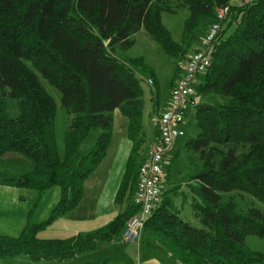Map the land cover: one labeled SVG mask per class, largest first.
Here are the masks:
<instances>
[{
  "label": "trees",
  "instance_id": "trees-1",
  "mask_svg": "<svg viewBox=\"0 0 264 264\" xmlns=\"http://www.w3.org/2000/svg\"><path fill=\"white\" fill-rule=\"evenodd\" d=\"M175 1L189 11L180 43L161 21L162 10L175 11L168 0H0V159L13 152L31 163L28 171L0 182L39 193L59 188V200L45 220L26 223L17 236L0 234V258L26 254L34 261L71 264L76 254L120 238L126 222L137 213L131 197L146 153L141 150L144 100L136 68L148 72L147 82L154 85L153 115L160 112V102L153 69L142 57L117 58L115 49L130 48L133 34L143 28L178 60L170 96L188 56L199 49L200 38L216 20V10L226 7L212 42L211 63L195 84L198 102L186 111L194 112L197 132L183 148L198 152L202 161L187 184L192 194L189 205L202 226L178 215L172 199L175 187H162L161 203L145 220L141 234L157 241L181 264L263 260V253L250 249L245 237H264V211L238 210L234 199H224L220 192L237 189L264 203V0ZM40 77L59 90L68 115L62 158L54 128L56 104ZM208 95L213 96L207 99ZM8 98L15 100V117L10 115ZM116 108L127 119L131 143L114 199H125L124 209L90 232L38 237L41 229L81 202L86 179L109 148L111 112ZM95 129L100 132L94 144L81 155V143Z\"/></svg>",
  "mask_w": 264,
  "mask_h": 264
},
{
  "label": "rangeland",
  "instance_id": "rangeland-1",
  "mask_svg": "<svg viewBox=\"0 0 264 264\" xmlns=\"http://www.w3.org/2000/svg\"><path fill=\"white\" fill-rule=\"evenodd\" d=\"M170 6L175 9L174 12L162 10L160 13L161 21L163 25L170 31L173 39L180 43L182 38V29L184 20L187 18L189 11L186 6H179L175 0H168ZM250 0H232L234 4H241ZM133 45L128 49L116 48L114 55L117 58L127 60L137 57H142L144 62L153 69L158 86L159 94V109L163 107L166 101L169 90L170 82L172 80L174 68L178 63V60L174 57L168 56L161 47L150 37V35L141 28L132 36ZM180 64H183V62ZM136 75L140 78V83L143 89V110H142V127L145 134V142L142 146V152H145L150 146L153 139L154 125L151 122L153 114L151 108L152 90L154 85H150L147 80L150 78V74L147 72H141L138 68L135 69ZM40 80L47 92L53 97L56 104V112L54 118L55 136L58 145V153L60 158L64 154V135L67 128L68 115L64 108L61 106V95L59 90L42 77ZM213 95H208L206 98L210 99ZM214 98H216L214 96ZM10 115L15 117L17 110L15 109V100L8 98ZM113 118V133L115 141L117 143H125L131 146L130 141L126 137V122L127 119L120 113L119 109H114L111 112ZM184 135L174 143L171 147L164 167V178L162 187L168 189L175 187L178 191L172 195V199L176 208L178 209V215L192 225L201 227L200 221L195 217L193 211L189 205L192 194L187 186L190 178L201 167L202 161L198 152L187 150L183 148L184 142L191 136H194L197 132L195 126L194 112L188 111L183 121ZM100 130L95 129L89 132L88 136L83 140L80 145V154L85 155L94 144L96 137ZM242 149L240 148L239 151ZM141 154V151H140ZM174 154H176L174 156ZM138 160L137 163H139ZM31 163L24 156L17 153H6L0 159V178L3 177H18L21 173L30 169ZM224 199L233 198L237 204V209L245 211L249 207H256L264 211V203L259 199L251 196L249 193L232 189L230 191L220 192ZM114 191L110 188H104L93 199L86 198L83 202L77 206V208L65 214L63 218H58L46 227L41 229L37 236L40 238H66L77 234L80 230H88L89 228H98L104 226L111 221L113 216L121 211L126 204L124 199L122 202H116L114 200ZM59 200V188L52 187L45 192L39 193L35 190L17 187L12 184H5L0 182V234L9 236H17L21 229H19L21 223H37L47 218L48 213L46 209L48 203L55 204ZM17 224V225H16ZM19 224V227H18ZM17 227V228H16ZM19 229V230H18ZM100 243V242H99ZM105 245L109 243H118L117 240L103 242ZM246 245L256 251L263 253V260L259 264H264V237H258L255 235H248L245 237ZM100 245V244H99ZM100 246H96L93 250L80 252L76 254L69 263L81 264L88 262V259L92 256L95 260H107L108 264H124L120 260V257L114 255L112 260L105 259L108 254L112 253V250H101ZM135 261L139 258L135 253ZM90 255V256H89ZM101 256V257H98ZM123 257V256H122ZM119 259V260H118ZM0 263L10 264H57L54 260L41 259L38 261L32 260L26 254H17L13 256H4L0 258ZM126 264H131L128 261ZM139 264V262H137Z\"/></svg>",
  "mask_w": 264,
  "mask_h": 264
},
{
  "label": "built area",
  "instance_id": "built-area-1",
  "mask_svg": "<svg viewBox=\"0 0 264 264\" xmlns=\"http://www.w3.org/2000/svg\"><path fill=\"white\" fill-rule=\"evenodd\" d=\"M226 11V7L216 10V20L200 38L199 49L188 56L182 72L175 80L167 106L151 118L156 129V138L138 165V178L131 197L137 213L126 222L119 238L122 243L140 238L145 220L161 203L166 159L171 147L184 135L183 121L186 111L198 102L195 84L211 63L212 42Z\"/></svg>",
  "mask_w": 264,
  "mask_h": 264
},
{
  "label": "crops",
  "instance_id": "crops-1",
  "mask_svg": "<svg viewBox=\"0 0 264 264\" xmlns=\"http://www.w3.org/2000/svg\"><path fill=\"white\" fill-rule=\"evenodd\" d=\"M168 102H169V95L166 101L164 102L163 107L160 109V111L167 106ZM126 127H127V122H126ZM155 138L156 136H155V129H154L153 139H152L151 144L155 141ZM129 151H130V145H127L125 143H119V142L117 143V141H115V136H114L113 127H112L111 142L107 150V153L104 156L101 163L95 169V171L86 179L84 183V194H83L81 202H83L86 198L88 199L95 198L98 195V193H100V191H102L104 188H107V187L108 189L110 188L111 191H114V194H116L118 185L123 175V171L125 168V163H126ZM145 152H147V150ZM145 155L146 153L144 154V156ZM53 205H54L53 203H48L46 213L49 214L50 209L52 208ZM64 216L65 215L61 216L60 218H63ZM23 226L24 225H22V223L20 227L18 224L19 229H22ZM99 227H102V226H99ZM95 229L97 228H89L88 230L87 229L80 230L77 233H86V232L93 231ZM116 240L118 242L117 244L109 243L108 245H105V243L103 242L98 243L97 246H100L99 248H101V250H112L113 251L112 253L108 254L109 256H107L105 259L112 260L113 259L112 257H114V255H117V257H120V260L119 259L118 260L124 264H126L125 262L127 261L131 264H138L137 262H139V264H181L174 255L168 252L157 241L148 240L142 234L137 241H133V242L122 243L119 239H116ZM132 253H135L138 255L137 257L139 258L136 261L133 256L134 254ZM98 257H101V256H98ZM92 259H96V258L91 256L88 259L87 257L88 261H91Z\"/></svg>",
  "mask_w": 264,
  "mask_h": 264
}]
</instances>
